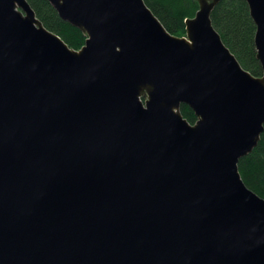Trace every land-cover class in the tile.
<instances>
[{"label": "water", "instance_id": "obj_1", "mask_svg": "<svg viewBox=\"0 0 264 264\" xmlns=\"http://www.w3.org/2000/svg\"><path fill=\"white\" fill-rule=\"evenodd\" d=\"M48 1L78 50L0 0V264H264L237 168L264 128V0H245L261 76L212 26L220 0L184 36L144 0Z\"/></svg>", "mask_w": 264, "mask_h": 264}, {"label": "trees", "instance_id": "obj_2", "mask_svg": "<svg viewBox=\"0 0 264 264\" xmlns=\"http://www.w3.org/2000/svg\"><path fill=\"white\" fill-rule=\"evenodd\" d=\"M43 26L57 34L68 45L78 50L86 35L62 20L48 0H27ZM165 29L172 35H185V19L193 17L198 9L197 0H144ZM211 24L223 43L234 54L241 66L254 76H261L262 69L256 58L254 46L255 25L249 15L245 0H220L210 13ZM142 101L145 96L141 97ZM180 113L194 124L192 109L180 105ZM237 168L244 184L264 198V128L256 146L238 160Z\"/></svg>", "mask_w": 264, "mask_h": 264}]
</instances>
